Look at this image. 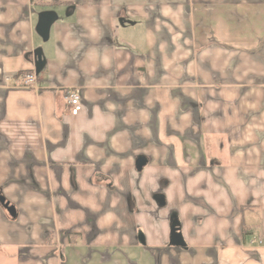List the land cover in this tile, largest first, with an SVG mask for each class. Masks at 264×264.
Here are the masks:
<instances>
[{
    "label": "crops",
    "instance_id": "crops-1",
    "mask_svg": "<svg viewBox=\"0 0 264 264\" xmlns=\"http://www.w3.org/2000/svg\"><path fill=\"white\" fill-rule=\"evenodd\" d=\"M0 196V264H264V0H0Z\"/></svg>",
    "mask_w": 264,
    "mask_h": 264
},
{
    "label": "water",
    "instance_id": "water-1",
    "mask_svg": "<svg viewBox=\"0 0 264 264\" xmlns=\"http://www.w3.org/2000/svg\"><path fill=\"white\" fill-rule=\"evenodd\" d=\"M57 14L54 11H47L41 13L39 21L36 27L37 33L44 39L48 40L50 35V30L52 24L56 21ZM45 67V59L43 57L42 51L38 50L35 53V71L40 73ZM0 202L7 208L9 213L15 217L16 209L13 205H10L9 202L5 200L3 196H0ZM173 240L176 244H184L181 234L178 232V228L174 227Z\"/></svg>",
    "mask_w": 264,
    "mask_h": 264
},
{
    "label": "built area",
    "instance_id": "built-area-1",
    "mask_svg": "<svg viewBox=\"0 0 264 264\" xmlns=\"http://www.w3.org/2000/svg\"><path fill=\"white\" fill-rule=\"evenodd\" d=\"M11 77H5L6 81H10ZM25 85H34L37 81V73H27L22 77ZM65 98L71 115H78L83 108V97L81 91L76 87H68L65 89Z\"/></svg>",
    "mask_w": 264,
    "mask_h": 264
},
{
    "label": "rangeland",
    "instance_id": "rangeland-1",
    "mask_svg": "<svg viewBox=\"0 0 264 264\" xmlns=\"http://www.w3.org/2000/svg\"><path fill=\"white\" fill-rule=\"evenodd\" d=\"M42 40V39H41ZM43 43H45V42H43Z\"/></svg>",
    "mask_w": 264,
    "mask_h": 264
}]
</instances>
